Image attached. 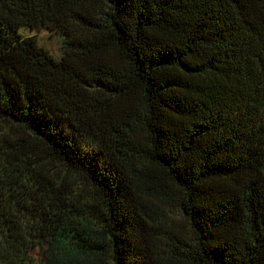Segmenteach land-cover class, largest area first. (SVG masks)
<instances>
[{
    "label": "trees",
    "instance_id": "16d2710c",
    "mask_svg": "<svg viewBox=\"0 0 264 264\" xmlns=\"http://www.w3.org/2000/svg\"><path fill=\"white\" fill-rule=\"evenodd\" d=\"M154 200L195 236L168 256ZM0 238L7 264H264V0H0Z\"/></svg>",
    "mask_w": 264,
    "mask_h": 264
},
{
    "label": "rangeland",
    "instance_id": "374dc122",
    "mask_svg": "<svg viewBox=\"0 0 264 264\" xmlns=\"http://www.w3.org/2000/svg\"><path fill=\"white\" fill-rule=\"evenodd\" d=\"M22 33L26 36L37 35L41 44L45 45L54 54L57 59H61L64 54V39L65 35L52 31L50 29H31L22 28ZM92 142V141H91ZM89 141V145L93 147V144ZM155 204L161 206L158 209L151 208L154 218L159 222V228L152 230L151 233L157 231V244H154V248L162 255L168 256L173 252L172 241L174 235L179 238L185 239L188 243L193 241L194 233L187 219L181 210L175 204H165L159 200H154ZM1 239V238H0ZM45 246H38L33 255L35 257L36 264L44 263ZM0 264H7L6 260L0 256Z\"/></svg>",
    "mask_w": 264,
    "mask_h": 264
}]
</instances>
